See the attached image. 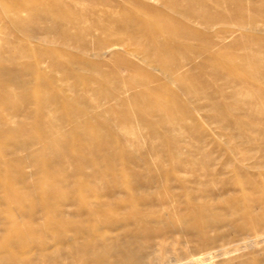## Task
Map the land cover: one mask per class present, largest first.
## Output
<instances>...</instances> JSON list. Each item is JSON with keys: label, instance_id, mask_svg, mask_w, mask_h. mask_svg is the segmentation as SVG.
<instances>
[{"label": "bare ground", "instance_id": "1", "mask_svg": "<svg viewBox=\"0 0 264 264\" xmlns=\"http://www.w3.org/2000/svg\"><path fill=\"white\" fill-rule=\"evenodd\" d=\"M100 4L113 9L108 12L99 8ZM0 6L7 8L2 23L9 24L10 34L48 46L25 48L18 41L8 50L0 49V58L11 54L15 61L12 69L0 68L5 101L4 107L0 106V198L29 201L24 207L32 211L18 216L16 208L0 204V224H9L6 244L0 247V264H76L78 260H86L78 264H116L119 259L132 264L143 239L149 237L135 235V228L144 234L154 228L155 238L175 240L178 222L183 225L181 231L195 234L202 247L223 239L209 233L221 220L213 202L219 195L209 188L186 200L175 193L157 203L126 200L124 205L131 212L109 223L111 229L127 230L117 237L110 236L101 224L78 228L75 233H86L84 240L71 236L68 213L73 204L66 201L82 199L89 190L81 180L70 184L57 177L54 169L82 173L83 164L71 163L78 157L104 175L111 168L107 161L120 160L114 152L118 146L133 148L138 153L136 159L147 163L146 138L150 149L169 151L171 161L187 165L197 158L195 151L202 149L196 141H207L205 126L212 120L222 133L244 138L243 143L251 145L250 149L238 145L235 150L240 154L239 166L253 156L256 162L250 163V171L264 176V141L251 137V132L264 135V122L253 120L261 111L260 103L264 105V88L259 86L264 83V0H0ZM0 29L4 31V27ZM237 31L241 36L224 50V42ZM193 40L202 44L195 46ZM240 44L253 48L246 47L242 55L228 53ZM30 52L36 55V63H21L19 57ZM108 52L117 64L113 68L105 58ZM216 62L221 67L214 73L226 82L210 91L194 78ZM42 63L49 64L52 72ZM238 68L248 70L251 76L235 82L232 73ZM132 75L137 81L126 82L125 77ZM189 80L191 83H186ZM19 86L28 88V93L17 94L14 90ZM243 86L249 92H244ZM203 100L212 103L206 105ZM114 132L124 136L123 142H112ZM104 145L109 147L106 155L102 153ZM25 150L28 155L21 157ZM89 151L92 157L86 155ZM28 167L36 171L28 172ZM42 171L53 180L36 179ZM18 178L55 194L40 198L24 193L14 184ZM247 186L240 188L242 202H231L228 211L240 215L244 222L241 230L264 228V187L256 179ZM199 197L209 199L200 204ZM95 204L107 206L108 212L123 211V204L92 203L85 198L74 205L94 211ZM157 205H171L176 216L164 217L153 211ZM197 205L202 210L198 215H182ZM44 209L51 210L53 216H38L44 215ZM145 209L150 212L143 213ZM23 219L30 221L28 227L19 225ZM250 240L260 243L264 233ZM68 246L75 248L72 254L64 251ZM204 251L192 255L188 264L213 262L224 252L227 261L231 260L232 254L224 246ZM238 264H264V257H250Z\"/></svg>", "mask_w": 264, "mask_h": 264}, {"label": "rangeland", "instance_id": "2", "mask_svg": "<svg viewBox=\"0 0 264 264\" xmlns=\"http://www.w3.org/2000/svg\"><path fill=\"white\" fill-rule=\"evenodd\" d=\"M97 1L100 2L102 0ZM99 8L108 10V12L112 11L113 9L112 7L102 4H100ZM6 9L7 8L0 6V27H4L3 32L0 29V49L8 50L11 45L18 41L20 42L21 46L25 48H28L31 46V44H35L37 48L40 49H46L48 47L46 44L36 41L30 42L26 39L20 38L16 34H10L12 30L9 24L6 22L2 23L4 22L2 21V17ZM247 13L249 14L250 11L247 10ZM261 26L264 27V24L262 23ZM208 31L210 34L211 32H214L213 30ZM241 34L242 32L237 31L233 34V36L228 38V40L224 42V50L237 37H240ZM193 44L195 46H199L202 44V41L198 42L193 40ZM246 47L253 48V46H244V44H240L236 47H231V50H228V53L242 55L245 53ZM181 54H185L184 51ZM261 54L264 55V52L261 51ZM9 55L6 54V56L0 58V68L9 70L15 67V61L13 60L12 55ZM105 58L109 61L108 64L111 68L117 65L113 60V54L111 52H108ZM36 60L37 57L33 52H30L29 56L19 57V61L21 63H36ZM41 65L44 66L48 72H52L49 64L42 63ZM220 67V63L216 62L207 71L208 73L199 72L195 75L196 78H194V80L197 81L199 85L209 87L210 91L216 86L225 85V78H221L220 76L216 75L217 73H214L216 70L219 71ZM262 68L264 69V67ZM141 71L142 70H140L138 74L141 73ZM135 76L136 75L126 76V82L135 83L137 81V77ZM250 76L251 73L246 69L238 68L232 73V78L235 82H244L246 78H249ZM186 83H191V80ZM259 86L264 88V83L259 84ZM242 90L246 93L249 92L247 86H243ZM14 91L17 94L23 95L28 93L29 90L24 86H19L15 88ZM3 93L4 89L0 86L1 107H4L5 105V101L2 98ZM202 102L206 105L207 103L208 105L212 103L210 100H203ZM260 106L261 111L259 110L255 113V116L257 115V117L253 120L258 123H263L264 105L260 103ZM32 107L35 108V105H32ZM205 115L209 116L206 113L204 116ZM20 118H22V116ZM230 119L232 120L233 116L230 117ZM206 124L208 126H205V130L207 131L204 132V135L207 136V141H196L197 147L202 148L203 150H196L195 152L197 158L188 161L187 165H177L171 161L169 159V151L150 149V139L146 138L147 143L145 144V154L148 157L147 163L136 159L135 154L138 153L133 148L118 146L114 152L118 154V158L120 160L116 161L118 163L107 161L108 165H111V168L104 175L99 174L95 167L92 166L87 159L84 160L78 157H73L71 163L76 165L79 163L83 164L84 168H81L82 173L78 171L72 173L71 171L63 170V167L60 169L55 168L54 170H56L55 174L57 177L61 179H67V182L70 184L81 180L83 186H86L89 190V194L84 195L82 199L77 200L72 198L66 201L69 205L73 204V206L70 207L68 213L71 220L68 223V228L71 229L69 235L76 237L78 236L81 240H84L86 233L81 231L80 233L76 234L75 231L78 228L85 226L93 227L101 224L104 226L105 231L110 236L117 237L121 234H125L127 230L111 229L109 227V223L121 215H128L131 212L130 208L124 205L126 200H133L141 204L153 201L157 203L160 198H165L171 193L177 194L181 200H186L189 195L201 194V189L209 188L211 191L217 194V196L219 195V199L213 202L216 203L215 205L219 207L221 212V214L219 212L221 219L219 221V227L211 229L209 233L211 235H221L223 236V239L215 242L211 246L202 247L199 245L200 240L195 234H188L187 232L183 233L181 231L183 225L180 222H178L174 227L176 234L173 237L175 240H173L171 237L162 239L155 238L154 235L156 231L154 228L147 229L145 234L139 229L135 228V235L145 236L146 238L148 236L149 237L148 239H143L142 244L139 246V251L135 252V256L133 257L134 261H132V264H188V260L192 255H201L203 252H205L204 249L207 247H218V249H220V247L223 246L228 248L232 254L230 262L229 260L227 261V255L224 252V254L222 253L221 256L214 257L213 262L207 260L202 264H238L239 262H242L250 257H264V241L257 243V241L250 240L251 238H254L258 235H262L264 233V228L257 226L256 228H247L245 230H241L239 227H242L244 222L240 218V215L236 213L233 215L228 211L231 202H242V198L240 197V188L247 186L252 179H256V181H258V183L264 187V176H261L258 173L255 175L253 174V171H250V163L255 164L256 162V159L253 156L249 158V162H246L242 167L239 166L237 156L240 154L239 152L236 153L235 150L237 149L238 145L242 147L245 145L244 147L246 149H250L251 145L248 143H243L246 141L244 138H232L231 134L228 132L224 131V133H222V128L212 120H209V122ZM262 131L264 130L262 129ZM251 137L253 139L256 138L260 141H264V135L257 132H251ZM123 140L124 136L116 134L115 132L112 134V142L119 144L123 142ZM216 140L220 142L216 143ZM107 150H109L107 145L102 146L103 154L106 155ZM48 153L49 151L45 150V154L47 156ZM19 155L21 157H25L28 155V152L25 150ZM86 155L88 157H92L94 154L93 152L89 151ZM10 157L14 158L15 156L10 155ZM25 170L28 172L36 171V168L28 167ZM35 178L48 182L53 180L51 176H46L45 171L40 172ZM128 181H131L130 185L127 183ZM14 184H17L20 190L24 191V193H32L40 198L52 197V193L55 194L54 191H51L52 193L50 191H46L41 185L31 186L30 182H22L21 178H18L16 181H14ZM249 187L250 185L247 186V188ZM65 190L68 191L67 188H65ZM247 190L250 192L249 189ZM7 197L8 196H2L0 198V204L2 206L4 204H10L17 209L18 216L31 214L32 211L30 207H26V209L24 207L25 204H29V201H25L23 203L14 201L13 199ZM84 198L89 199L92 203L103 202L106 205L113 203L119 206L123 204V211L120 214L111 211L108 212L106 210L107 206L99 208L96 206V204L95 210L91 211L88 208H82L79 205H74L76 203H80V201ZM207 199L199 197L198 201L200 204H202L205 203ZM153 209V211L161 213V215L164 217L167 214V216L173 218L176 216L177 212L171 205H157L156 207H153ZM201 211L202 210L198 209L197 205L196 207L185 209L182 212V215H198V213ZM146 212H150V209H145V211H143V213ZM152 214L154 213L152 212ZM38 216L52 217L53 212L49 209H44V215L41 213V215ZM204 216L207 220L211 219L208 212H205ZM28 221L27 219H23L19 225L22 227H28L30 224V221ZM224 221L232 223L227 224V222L224 223ZM8 228L9 224H0V247L6 244L7 237L9 236ZM235 249H238V251H234ZM64 251H66L68 254H72L75 251V248L68 246L64 249ZM72 259V257L69 258V260ZM80 262L83 263L86 262V260H78L76 264ZM116 264L130 263L126 260L119 259L117 260Z\"/></svg>", "mask_w": 264, "mask_h": 264}]
</instances>
